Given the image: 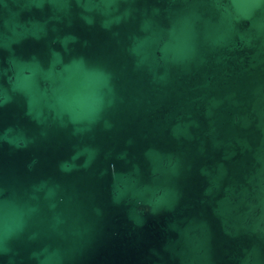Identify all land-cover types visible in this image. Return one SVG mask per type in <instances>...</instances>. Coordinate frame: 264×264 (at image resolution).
Segmentation results:
<instances>
[{"label":"water","instance_id":"water-1","mask_svg":"<svg viewBox=\"0 0 264 264\" xmlns=\"http://www.w3.org/2000/svg\"><path fill=\"white\" fill-rule=\"evenodd\" d=\"M0 264H264V0H0Z\"/></svg>","mask_w":264,"mask_h":264}]
</instances>
